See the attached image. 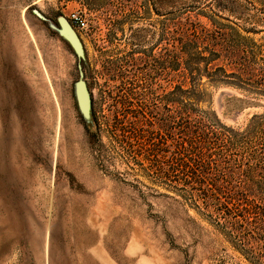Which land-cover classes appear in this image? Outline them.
<instances>
[{"label": "rangeland", "instance_id": "1", "mask_svg": "<svg viewBox=\"0 0 264 264\" xmlns=\"http://www.w3.org/2000/svg\"><path fill=\"white\" fill-rule=\"evenodd\" d=\"M208 4L0 0V264H252L158 177L179 148L165 126L166 96L198 85L186 70L190 51L168 41V13L184 12L175 24L190 18L202 35L215 29ZM73 11L87 22L76 30L81 62L60 34L59 18ZM235 27L264 49V27ZM192 50H216L213 65L237 70L215 42ZM79 64L89 122L76 99ZM201 84L198 108L237 132L264 114L257 89L206 75ZM225 154L231 165L245 161L242 146Z\"/></svg>", "mask_w": 264, "mask_h": 264}, {"label": "trees", "instance_id": "2", "mask_svg": "<svg viewBox=\"0 0 264 264\" xmlns=\"http://www.w3.org/2000/svg\"><path fill=\"white\" fill-rule=\"evenodd\" d=\"M208 5L212 15L206 17L215 29L204 28L202 35L190 18L186 19L188 26L175 24L184 12L168 13V41L178 42L182 50L190 51L186 70L191 82L199 88L176 87L166 96L169 116L165 126L170 129V136H176L179 148L171 161L165 162L158 177L187 203L202 210L227 242L250 263L264 264V114L254 116L243 131L237 132L224 125L214 112L196 105L202 94L203 75L217 84L238 83L264 93V49L235 27L239 24L264 27V0H209ZM204 41L215 42L226 53L228 65L237 70L228 72L213 65L221 58L216 50L209 51L207 56L192 50ZM172 104L176 105L175 109ZM229 146L244 147L245 161L236 164L234 160L231 165L225 154ZM190 172L194 175L202 172L206 176L197 174L193 181ZM251 174L258 178L250 179ZM173 180L182 186H174Z\"/></svg>", "mask_w": 264, "mask_h": 264}, {"label": "water", "instance_id": "3", "mask_svg": "<svg viewBox=\"0 0 264 264\" xmlns=\"http://www.w3.org/2000/svg\"><path fill=\"white\" fill-rule=\"evenodd\" d=\"M58 21L61 36L70 44L78 60L81 62L84 58V50L76 30L70 25L66 18L60 17ZM79 73L80 79L75 86L76 99L82 116L89 122L92 115V100L85 81L84 69L81 64H79Z\"/></svg>", "mask_w": 264, "mask_h": 264}, {"label": "built area", "instance_id": "4", "mask_svg": "<svg viewBox=\"0 0 264 264\" xmlns=\"http://www.w3.org/2000/svg\"><path fill=\"white\" fill-rule=\"evenodd\" d=\"M70 25L75 29H85L87 27V22L81 11H73L68 17Z\"/></svg>", "mask_w": 264, "mask_h": 264}]
</instances>
